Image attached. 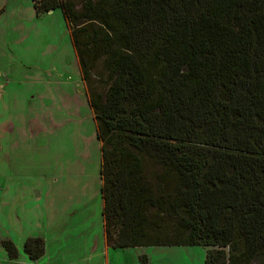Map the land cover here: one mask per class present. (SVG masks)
<instances>
[{
    "label": "trees",
    "instance_id": "obj_1",
    "mask_svg": "<svg viewBox=\"0 0 264 264\" xmlns=\"http://www.w3.org/2000/svg\"><path fill=\"white\" fill-rule=\"evenodd\" d=\"M31 1L73 25L101 143L106 244L264 264V0H86L81 11ZM99 63L104 93L91 82ZM23 249L36 261L44 242Z\"/></svg>",
    "mask_w": 264,
    "mask_h": 264
},
{
    "label": "rangeland",
    "instance_id": "obj_2",
    "mask_svg": "<svg viewBox=\"0 0 264 264\" xmlns=\"http://www.w3.org/2000/svg\"><path fill=\"white\" fill-rule=\"evenodd\" d=\"M72 28L60 8L37 14L31 0H0V264H204L200 246L106 244L101 143ZM104 72L99 63L91 77L97 93ZM28 238L44 242L36 261L24 252Z\"/></svg>",
    "mask_w": 264,
    "mask_h": 264
},
{
    "label": "crops",
    "instance_id": "obj_3",
    "mask_svg": "<svg viewBox=\"0 0 264 264\" xmlns=\"http://www.w3.org/2000/svg\"><path fill=\"white\" fill-rule=\"evenodd\" d=\"M19 256V255H18ZM37 263V262H36Z\"/></svg>",
    "mask_w": 264,
    "mask_h": 264
}]
</instances>
